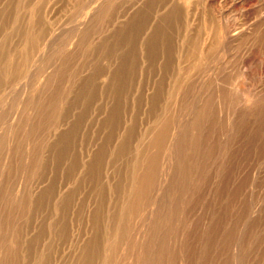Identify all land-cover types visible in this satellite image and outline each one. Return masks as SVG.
<instances>
[{"label": "rangeland", "instance_id": "rangeland-1", "mask_svg": "<svg viewBox=\"0 0 264 264\" xmlns=\"http://www.w3.org/2000/svg\"><path fill=\"white\" fill-rule=\"evenodd\" d=\"M0 264H264V0H0Z\"/></svg>", "mask_w": 264, "mask_h": 264}, {"label": "bare ground", "instance_id": "bare-ground-1", "mask_svg": "<svg viewBox=\"0 0 264 264\" xmlns=\"http://www.w3.org/2000/svg\"><path fill=\"white\" fill-rule=\"evenodd\" d=\"M100 1V0H99ZM85 16V15H84ZM41 31V30H40ZM239 33V32H238ZM51 34V33H50ZM234 34H237V33H234ZM234 37V36H233ZM40 39V38H39ZM39 39H38V36H37V42H36V39H35V41L33 42V39H32V42H33V44H32V47L34 48V47H38V41H39ZM229 39H231V38H229ZM228 41V40H227ZM47 47V46H46ZM40 51V50H39ZM15 72V71H14ZM17 73V72H16ZM179 122V121H178ZM168 124V123H167ZM169 126V125H168ZM179 126V125H178ZM175 128H176V126H175ZM178 128V127H177ZM170 131V130H169ZM175 131V130H174ZM168 134V127H167V125L164 127V128H162V131H161V133H160V135H158V137L157 138H155L154 139V141L152 142L153 144H155V146H158L160 143H161V145H163V144H166L165 142L166 141H168V139L166 138V136H167V134ZM174 133V132H173ZM177 134H178V131H177ZM169 135V134H168ZM171 137L173 138V135L171 134ZM170 138V137H169ZM174 139V138H173ZM172 143V142H171ZM174 143V142H173ZM169 147H170V145H169ZM162 169V168H161Z\"/></svg>", "mask_w": 264, "mask_h": 264}]
</instances>
